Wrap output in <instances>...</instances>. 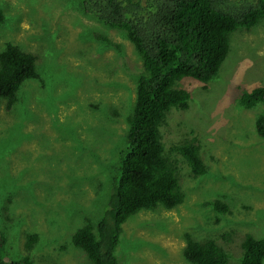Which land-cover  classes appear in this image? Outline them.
<instances>
[{"label": "rangeland", "instance_id": "obj_1", "mask_svg": "<svg viewBox=\"0 0 264 264\" xmlns=\"http://www.w3.org/2000/svg\"><path fill=\"white\" fill-rule=\"evenodd\" d=\"M0 10V52L11 43L36 56L40 77L22 84L11 110L0 98V233L7 241L1 255L10 262L24 257L27 235L37 234L29 253L34 264H92L72 237L87 220L104 217L115 190L142 61L124 31L83 14L78 0H0ZM262 86L264 19L230 35L215 79L178 84L191 95L189 108L171 109L161 132L184 200L172 210L131 216L116 248L118 264H189L186 233L216 240L228 264H240L245 237L264 238V139L255 131L264 106L238 104ZM194 138L207 167L198 178L171 152ZM217 200L230 212L207 206Z\"/></svg>", "mask_w": 264, "mask_h": 264}, {"label": "trees", "instance_id": "obj_2", "mask_svg": "<svg viewBox=\"0 0 264 264\" xmlns=\"http://www.w3.org/2000/svg\"><path fill=\"white\" fill-rule=\"evenodd\" d=\"M78 2L83 14L126 33L144 70L137 81L135 106L128 118V149L121 154V174L105 215L96 223L87 220L72 237V244L82 249L92 264H118L116 248L122 226L131 216L161 206L172 210L184 200L177 162L165 154L161 132L171 109L189 108L191 95L178 84L186 78L204 84L215 79L230 53V35L238 29L250 30L264 19V0ZM103 41L111 45L110 40ZM36 62V56L11 43L0 52V98L6 101L7 110L17 103L24 82L40 79ZM238 104L246 110L264 106V86L244 92ZM255 131L264 139V113L257 117ZM200 151L195 138L171 149L185 160L194 178L207 173ZM209 205L216 213L230 212L220 200ZM26 239L25 256L10 262L1 255L7 241L0 233V264H34L29 253L39 242V235L30 234ZM184 240V258L189 264H228V255L216 240L201 242L188 233ZM241 249L240 264H264V238L247 235Z\"/></svg>", "mask_w": 264, "mask_h": 264}]
</instances>
